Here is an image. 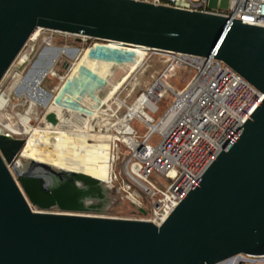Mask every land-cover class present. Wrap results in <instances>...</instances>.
Wrapping results in <instances>:
<instances>
[{"label":"water","instance_id":"1","mask_svg":"<svg viewBox=\"0 0 264 264\" xmlns=\"http://www.w3.org/2000/svg\"><path fill=\"white\" fill-rule=\"evenodd\" d=\"M240 22L132 0H0V86L43 29L217 59L264 95V28ZM25 142L0 128V264H222L264 255V99L159 227L89 215L100 212L88 203L104 190L88 175L30 161L14 177L9 167Z\"/></svg>","mask_w":264,"mask_h":264},{"label":"built area","instance_id":"2","mask_svg":"<svg viewBox=\"0 0 264 264\" xmlns=\"http://www.w3.org/2000/svg\"><path fill=\"white\" fill-rule=\"evenodd\" d=\"M132 1L219 16L264 28V0H228L227 12L211 10L210 0ZM117 45L126 51L142 52L144 72L153 55L161 59L164 68L143 88L137 78L128 84L124 82L119 90L124 86L125 94L114 97L125 114L115 117L119 132L115 133L117 139L113 144L111 177L105 185L107 190L122 193L134 203L137 214L130 220L159 227L264 95L217 59ZM134 71L142 73L140 69ZM176 72L182 74L185 82L181 89H174L167 83ZM165 95L168 102L164 100ZM136 106L138 110L128 117ZM120 148H124L125 155H121L123 159L117 168L115 161L120 156ZM114 164L117 174L113 172ZM152 175L161 179V183H152L149 180ZM113 184L120 185L116 188ZM222 264H264V255L240 254Z\"/></svg>","mask_w":264,"mask_h":264},{"label":"rangeland","instance_id":"3","mask_svg":"<svg viewBox=\"0 0 264 264\" xmlns=\"http://www.w3.org/2000/svg\"><path fill=\"white\" fill-rule=\"evenodd\" d=\"M209 5L211 10H218L220 12L228 11V0H210ZM26 47L20 53L18 61L14 63L0 86V96H3L7 101V103H5V100L0 97V118L5 123L8 130H10V132L6 130H4V132L10 134L13 138H24L32 142L34 146H39L40 142L43 140V136L34 135V132L36 130H44L43 133L47 136L46 140L49 147H62L63 150L72 151L76 156L86 154V144L91 141L93 143L94 153L100 159L106 156V146L111 144L112 139L102 134H117L119 128L115 117L121 118L125 114V110H120L118 108V103L114 101V97H118L120 94L123 96L125 94L124 86L117 91L123 83L114 91L116 94L114 92L112 93V96L106 102L105 108H103L105 110L103 113L105 114L104 118L105 120L107 119L106 121L108 123L105 122L101 125V114L98 113L88 124V132L86 134L78 130L83 126L84 115L94 111L98 106L96 100L99 99V97H104V90L114 87L116 80L125 76L129 69V66L125 65L130 63V61L127 60L123 65H121L120 61L114 62V67L110 68V71L108 70V75L104 79L98 76H92L90 78L92 82L89 83L88 86L94 89V97L90 93L82 95L79 98V103L74 105L64 116L61 125H57L54 129L48 130L49 125L44 121V115L51 109V102L53 99L66 91L73 83L71 78L72 72L81 66L82 57L85 52L88 50H96L101 55L105 56L102 51L106 49L116 48L122 51L125 49L119 48L117 44L110 42L96 40L77 42L72 36L43 29H40L38 38L35 41L29 42ZM28 48H30V57L28 61L18 69V62ZM131 51L138 53L141 59L136 66H131L130 74L125 82L128 84V81L130 82L134 78H137V82H140V86L143 88L144 85L149 83L152 76L162 71L164 64L158 56L153 55L151 59L148 60L147 71L144 72L142 52L137 49H131ZM134 69H140L142 73L140 74L138 71H134ZM45 73L47 74L43 77L42 75ZM85 78L86 77H83V80H85ZM181 78L182 74L176 72L172 77L167 79V83L174 89H181L185 84ZM38 81L41 83L36 84ZM168 99V96L165 95L164 100L168 102ZM164 104L165 102L161 104L160 109L164 107ZM5 105L6 111L2 112L5 110ZM19 117L20 123L25 124L27 127L24 131L19 129ZM128 117H131V115L129 114ZM100 125L103 128L99 127ZM29 148L30 146L26 145V148L23 149L15 159L14 164L20 162L21 165L25 166L30 163L26 156V149L29 150ZM124 153V148H120V156L115 161L117 168L123 159L121 155ZM109 156H111V153ZM114 157L116 158V154ZM109 162H111L110 158ZM12 166L13 165L9 167V171L15 177ZM116 166L115 164L113 165V172L117 174ZM52 168L56 171L58 170V168ZM149 180L156 185L160 184L162 181L155 175H152ZM118 185L120 184H113L116 188ZM102 188L105 192L106 202L100 212L91 213L89 215L126 220L136 217L137 209L129 198L122 193H116L114 190H107L105 184H102Z\"/></svg>","mask_w":264,"mask_h":264},{"label":"bare ground","instance_id":"4","mask_svg":"<svg viewBox=\"0 0 264 264\" xmlns=\"http://www.w3.org/2000/svg\"><path fill=\"white\" fill-rule=\"evenodd\" d=\"M39 32H40V29H36L31 35L29 42L35 41L39 36ZM102 52L105 56L101 55L96 50H88L87 52H85V54L82 57L81 66L72 72L71 78H72L73 83L70 85V87L66 91L62 92L61 94H59L57 97L53 99V101L51 102V109L48 112H46L44 115V121L49 125L48 130L52 128L54 129V127L50 125V122H49L50 119L56 118V120L58 121V125H61L62 123L61 121L64 118V116L68 113V111L74 105H77L79 103V98L82 95L86 93H90L94 97L95 95L94 89L88 86V84L92 82V80H90L92 76L93 77L98 76L99 78L104 79L108 75L110 68L114 67V62L120 61L121 65H123L128 60L130 61V63L125 65V66H129L128 72H126L125 76L116 80L114 87L104 90L105 91L104 97L103 98L99 97V99L96 100L98 103V106L94 109V111H92L90 114L84 115L85 117L83 118V126H81V129L78 131L83 134H86L88 132L87 131L88 124L91 122L94 116L97 115L98 113L101 114V118H100L101 125L107 122L106 121L107 119L105 120L104 118L105 114H103L105 112L103 108H105L107 100L112 96V93L119 86H121L122 83L125 82V80L130 74V70L132 68L131 66H134V65L136 66L139 63L141 57L135 51H131V50L122 51L116 48L106 49ZM29 54H30V48H28V50L21 57L19 62L22 64L26 63L29 59ZM46 74L47 73H45L42 76L45 77ZM83 77H86L85 80H83ZM39 83L41 82L38 81L36 84H39ZM118 90L119 88L117 89V91ZM0 97L3 98V96H0ZM5 103H7L6 100H5ZM6 105L4 106L5 110L2 112L6 111ZM135 110H138L137 106L132 109L130 115H132V113H134ZM19 120H20V117L18 121ZM18 125L21 131H24L27 128L26 125L23 123H20V121ZM101 125L99 127H102ZM0 128L10 132V130H8V128L6 127L5 123L1 120V118H0ZM43 132L44 130H36L34 132V135L43 136V140L42 142H40L39 146H34L33 143L28 140H26L25 142L23 149L26 148V145L30 146L29 150L26 149L27 151L26 156L29 161H32L37 164L52 166V167H55V168H58V169H61L67 172L82 173L96 180H99L100 182H102V184L109 183V180L111 177L110 173H111L112 160H113L112 145L117 139L116 135H111V134H106V133L102 134V135L111 137L112 142L111 144H109V146L108 145L106 146V152H107L106 156L102 157L103 159L102 158L100 159L94 153L93 143L91 141H89L86 144V149H87L86 154L76 156L74 155L72 151L63 150L62 147H57V148L49 147L47 140H46L47 136ZM108 147H109V150H108ZM110 153H111V156H109ZM109 158L111 159V162H109ZM13 171L14 172H24L25 167L21 165L20 162H17L13 165Z\"/></svg>","mask_w":264,"mask_h":264},{"label":"flooded vegetation","instance_id":"5","mask_svg":"<svg viewBox=\"0 0 264 264\" xmlns=\"http://www.w3.org/2000/svg\"><path fill=\"white\" fill-rule=\"evenodd\" d=\"M108 150H109V147H108ZM103 194H104V197H103L101 200L98 201V200H96V199H92V200L89 201L88 204L93 205V206L95 207L96 210L101 211L103 205H104L105 202H106V201H105V199H106V197H105V192H103ZM50 212H51V213H59L60 211H59L57 208H53L52 210H50Z\"/></svg>","mask_w":264,"mask_h":264}]
</instances>
